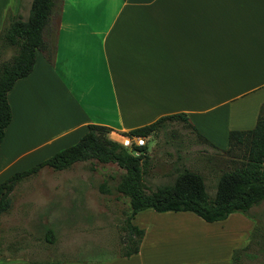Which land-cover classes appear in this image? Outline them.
Instances as JSON below:
<instances>
[{"label":"crops","instance_id":"crops-1","mask_svg":"<svg viewBox=\"0 0 264 264\" xmlns=\"http://www.w3.org/2000/svg\"><path fill=\"white\" fill-rule=\"evenodd\" d=\"M30 4L0 0V30L6 12L27 18ZM42 35L45 48L7 95L11 120L0 145V178L18 162H40L77 142L90 124L130 136L168 114H185L195 133L227 149L229 131L253 128L264 103V0H54ZM10 211L11 204L0 215L3 224L57 219ZM155 213L179 216L201 234L185 231L181 243L163 247L147 231ZM131 221L144 236L130 257L90 240L56 248L51 230L54 259L29 261L0 231V264H230L254 226L238 212L206 222L191 212L145 209Z\"/></svg>","mask_w":264,"mask_h":264},{"label":"rangeland","instance_id":"rangeland-1","mask_svg":"<svg viewBox=\"0 0 264 264\" xmlns=\"http://www.w3.org/2000/svg\"><path fill=\"white\" fill-rule=\"evenodd\" d=\"M13 53L14 49L6 46L1 51V58L9 59ZM110 135L121 145L128 142L126 136L117 132ZM149 136L148 139L143 137L148 155L144 175L147 191L171 184L177 171L181 167H187L203 176L206 191L213 196L217 177L221 171L232 165L239 152L236 149L224 151L210 146L181 120L167 121ZM133 145L135 142L132 140L130 145L123 146L130 149ZM30 162H18L13 171L1 174L0 182L15 171H23L36 164ZM3 164L4 162H1V165ZM123 173L124 169L116 163H100L95 159L77 161L61 171L43 167L15 185L10 194V212L15 214L24 211L32 214L40 212L41 218H48L54 214L58 220H54V225L44 226L6 225L1 220L0 231H7L12 245H21V258L29 261L54 259V252L50 249V237L47 240L45 238L47 230L54 232L55 238L52 240L56 248L64 249L67 245L90 240L106 242L109 247L113 244L112 248L119 252L124 233L121 225L126 213L129 212L128 197L116 189ZM154 215V221L151 219L152 225L148 226L147 231L157 235L159 240H162L163 247L181 243L185 231H192L197 236L201 234L196 232L188 221L180 220L179 216L172 221L169 216H160L157 213ZM250 215L252 217L248 218L254 221V226L248 235L247 233L244 235L242 247L247 246L246 251L252 256L246 258L242 255L241 264H264V201L252 207ZM65 217L72 218L64 219ZM88 217L93 219L90 223ZM40 221L42 220L38 222ZM198 224L203 232L205 230L207 232L205 234H208V227L202 222ZM205 249L206 245L203 250ZM155 260L160 264L164 259Z\"/></svg>","mask_w":264,"mask_h":264},{"label":"trees","instance_id":"trees-1","mask_svg":"<svg viewBox=\"0 0 264 264\" xmlns=\"http://www.w3.org/2000/svg\"><path fill=\"white\" fill-rule=\"evenodd\" d=\"M53 8L54 0H31L27 18L20 14H11L9 11L5 14L0 30V145L11 120L8 92L16 80L31 72L36 50L45 48L42 34L51 19ZM6 46L12 47L14 53L9 59H2L1 51ZM171 120H181L196 132L187 121L186 115L178 113L163 115L149 124L130 130L128 135L147 137ZM109 133L108 127L90 124L74 144L56 151L26 170L15 171L0 182V215L9 209V194L22 179L35 174L43 167L62 170L77 161L90 159L100 163H116L124 169L116 185L117 191L129 199V212L121 225L124 232L120 248L122 257H130L139 250L144 229L133 224L131 220L142 210L186 211L206 222H214L223 220L234 212L252 217L250 209L264 201V103L260 106L253 128L229 131L228 148L223 150L236 149L239 152L232 165L221 171L217 177L213 196L206 191L203 176L187 167H181L177 171L171 184L147 191L144 183L147 147L142 145L128 149L111 139ZM196 134L210 146L219 149L202 135ZM51 236L52 231L47 230L46 240ZM246 248L247 246L234 249L230 264H241L242 255L251 257L252 254L247 253Z\"/></svg>","mask_w":264,"mask_h":264},{"label":"built area","instance_id":"built-area-1","mask_svg":"<svg viewBox=\"0 0 264 264\" xmlns=\"http://www.w3.org/2000/svg\"><path fill=\"white\" fill-rule=\"evenodd\" d=\"M110 137V136H109ZM128 139V142L123 144L124 146L130 145V142L133 140L135 142L136 146H142L145 144V140L141 136H126Z\"/></svg>","mask_w":264,"mask_h":264},{"label":"bare ground","instance_id":"bare-ground-1","mask_svg":"<svg viewBox=\"0 0 264 264\" xmlns=\"http://www.w3.org/2000/svg\"><path fill=\"white\" fill-rule=\"evenodd\" d=\"M121 135V134H120Z\"/></svg>","mask_w":264,"mask_h":264}]
</instances>
